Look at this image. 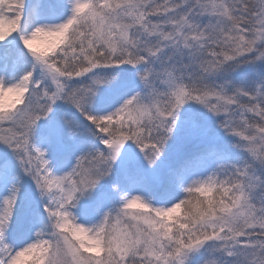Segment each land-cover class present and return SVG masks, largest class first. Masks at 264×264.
I'll return each instance as SVG.
<instances>
[{
	"label": "rangeland",
	"instance_id": "obj_1",
	"mask_svg": "<svg viewBox=\"0 0 264 264\" xmlns=\"http://www.w3.org/2000/svg\"><path fill=\"white\" fill-rule=\"evenodd\" d=\"M150 1L0 0V264H264V0Z\"/></svg>",
	"mask_w": 264,
	"mask_h": 264
},
{
	"label": "trees",
	"instance_id": "obj_2",
	"mask_svg": "<svg viewBox=\"0 0 264 264\" xmlns=\"http://www.w3.org/2000/svg\"><path fill=\"white\" fill-rule=\"evenodd\" d=\"M42 1H44V0H42ZM161 3H162V1H159V4H157V2H155V0H151L148 3V6L144 11L145 15L150 14L149 16L152 17V22L155 24H158L157 20H158V18H160L159 15L161 14V11H162L160 9H157V6H160ZM122 6H124V4H122ZM135 25L137 26V24H135ZM93 54H91V56H90L91 62L88 61L87 59H84V60L82 59V70L88 68L91 64L103 62L102 60H104V58H105L104 55H100L101 56L100 57L98 54H95L94 52H93ZM99 54H100V52H99ZM217 57L220 58L219 55H217ZM120 61H121L120 59L117 60V62H120ZM196 70H195V75L193 76V78L196 79V80H194V82L195 81L197 82L199 80L200 82L205 83V81H207V80H206V75H205L204 70H202L201 68L198 69L197 71ZM220 123L223 124V122H220ZM217 125H218V123H216V126ZM205 144H208L210 146L215 145L217 147L215 150L216 153H224V150H222V147H228V149L233 150L232 147L236 145V141L222 140V138H219V139H210V140L206 141ZM201 145H199V147H195L194 150L195 151H197V150L204 151V148H203L204 146L200 147ZM234 148H236V146ZM221 155L223 156V154H221ZM229 155L233 156L234 154L233 153L229 154L227 151H225L223 158L221 156L222 159H220V162H218V163L220 164V166L221 165L222 166L221 167L219 166V167L213 169V172L211 173L212 175L209 176L208 181L206 180L205 186H203L199 190L195 191V193L197 194V200H195L193 202L191 201L192 204H190L188 206V209L185 213L182 212V213L177 214L178 215L177 217H180V219L178 221H180L182 219L181 218L182 215H189V216L195 217L197 219V218H202V217L208 218L206 216H208L213 211H214V213L218 212L221 204L224 201H226V199H228V197H229L228 194H229L230 189L236 185L235 177L232 178V180L230 182H227V180H226L227 178H224V176L222 174L224 169H225L224 165H226L227 163H232L233 165H235L238 168V157L233 156L235 159L231 160V157ZM236 174H238V171L236 172ZM220 175H221V177H220ZM213 176H214V180L211 179V177H213ZM218 177H220V178H218ZM182 217H185V216H182ZM175 233L180 234L178 232V229H176ZM39 234H40V238H42V232L41 231L39 232ZM39 234H38V238H39ZM40 243L42 246V241H40Z\"/></svg>",
	"mask_w": 264,
	"mask_h": 264
}]
</instances>
